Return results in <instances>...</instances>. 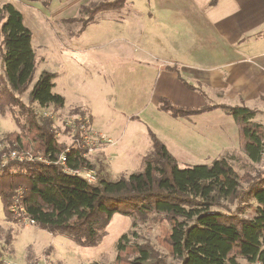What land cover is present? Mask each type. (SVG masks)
<instances>
[{"label":"trees","instance_id":"obj_1","mask_svg":"<svg viewBox=\"0 0 264 264\" xmlns=\"http://www.w3.org/2000/svg\"><path fill=\"white\" fill-rule=\"evenodd\" d=\"M25 1L41 2L45 8L53 2ZM218 1L212 0L211 6ZM125 2L85 5L79 13L91 12L93 21L99 12L122 8ZM74 19L77 18L67 21ZM0 34V112L9 110L21 129V133L0 137L7 144H18L20 150L28 148L27 141H31L52 162L12 161L0 170V199L8 221L18 223L26 218L53 235L66 236L81 247L91 248L100 243L116 214L132 218L134 224L155 216L169 225L164 244L178 264H241L240 258L264 264V173L245 187L244 179L226 157L210 165L181 168L152 134L153 152L145 157L143 171L114 181L103 178L97 183L72 174L71 171L94 170V166L77 146L68 147L65 165L56 163L67 146L58 141L53 120L40 117L33 105L56 111L64 107L65 98L53 92V72L42 71L33 84L37 66L33 34L25 25L23 13L11 2L0 7ZM31 85L27 106L20 97ZM158 101V109L173 117L187 118L221 109L239 127L248 160L253 164L263 161L264 125L253 121L256 110L245 104L189 108L166 98ZM228 204H237L238 208L232 211ZM15 206L22 209L20 215L12 211ZM247 209L250 213L246 215ZM129 235L132 234L119 239L117 258L111 264H171L150 244L131 243Z\"/></svg>","mask_w":264,"mask_h":264},{"label":"rangeland","instance_id":"obj_2","mask_svg":"<svg viewBox=\"0 0 264 264\" xmlns=\"http://www.w3.org/2000/svg\"><path fill=\"white\" fill-rule=\"evenodd\" d=\"M113 1L116 0H89L87 5ZM147 1L127 0L122 8L101 12L93 21H90L91 12L81 14L79 8L76 13L68 15L77 18L70 22L54 16L55 10L64 2L62 0L55 1L56 6L51 3L48 8L40 2L21 4L17 0H0V7L11 2L22 10L25 25L32 31L37 64L33 84L42 71L54 72L53 92L65 98L64 107L56 111L53 107L45 109L35 104L34 109L40 117L49 116L53 120L58 141L67 149L77 146L78 140L88 139L86 134L85 137L82 135L85 131L94 136L104 133L118 142L117 147L97 142L94 151L85 157L94 170L84 173L94 183L103 178L114 181L143 171L145 157L153 152V134L167 147L179 167L210 165L215 159L226 157L244 179L242 185L247 187V182L264 173V158L260 164L248 160L242 148L239 127L232 116L216 109L181 118L158 109L159 97L167 91L154 82L153 73L135 63L136 58L144 59L138 55L150 49L158 50L162 38L167 35L160 30L164 26V17L150 8ZM147 9L154 13L150 21L142 17ZM137 17L143 26L152 23L156 33L149 29L142 34L144 27L135 23ZM129 21L140 31V35L135 31V39L130 38ZM84 23L87 24L81 31ZM149 59L156 67L163 64L173 66L158 52ZM2 71L0 55V73ZM31 88L32 85L20 97L27 106ZM201 88L195 92L199 95H195L196 101L211 106L223 101L220 96L223 92L213 91L212 99H208L207 89L202 91ZM256 119L264 122V114ZM12 132L21 133V129L9 110L5 114L0 112V136ZM27 142L29 147L21 148L29 154L25 161L43 157L34 143ZM42 162L46 163L45 159ZM228 206L232 211L238 208L237 204ZM248 213L250 209L245 212ZM167 229L168 223L155 216L134 224L132 218L116 214L96 247H81L66 236L53 235L31 223L8 221L0 199V264H111L117 258L119 239L128 233L132 234L128 236L131 243H148L169 263L178 264L164 244ZM239 261L241 264H261L243 258Z\"/></svg>","mask_w":264,"mask_h":264},{"label":"crops","instance_id":"obj_3","mask_svg":"<svg viewBox=\"0 0 264 264\" xmlns=\"http://www.w3.org/2000/svg\"><path fill=\"white\" fill-rule=\"evenodd\" d=\"M55 1L57 0L52 2L54 6L57 5ZM62 1L64 2L55 10L54 16L68 20L73 18V15H68L76 13L89 0ZM18 2L23 4L26 1L17 0ZM211 2L212 0H148L150 8L156 9L164 17V26L160 30L167 35L162 38L158 50L147 47L150 52L138 55L144 59L136 58L135 63L153 73L154 82L167 91L159 98H167L175 105L203 107L205 104L202 101L195 100L197 88L202 87V91L207 89L208 99H212L210 96L213 91L223 92L220 95L223 96V101L215 105L245 104L258 112L256 117L263 115L264 0H219L213 6ZM153 16V11L148 9L147 13L142 14L149 21ZM134 20L135 23H141L139 17ZM140 25L141 28L144 27L142 34L149 29L156 33L152 23ZM128 27L131 39L137 38L135 31L140 35L131 21L128 22ZM155 52L160 53L165 62L168 61L173 66L153 65L149 58ZM256 117L254 121L264 125Z\"/></svg>","mask_w":264,"mask_h":264},{"label":"built area","instance_id":"obj_4","mask_svg":"<svg viewBox=\"0 0 264 264\" xmlns=\"http://www.w3.org/2000/svg\"><path fill=\"white\" fill-rule=\"evenodd\" d=\"M85 134H86V138H88V139H85V140L82 139V140L77 141L79 143L77 145V147H79L83 151V157H87V155L89 153L94 151L95 145H96L95 143H97V142L106 143L108 146H113V147H117V145H118L117 141L108 137L104 133H98L96 136H94L90 132H87V131H85V133L82 132V135H84L83 137H85ZM69 152H70V150L68 148L63 154H61L59 156V159L56 163H60L62 165H65V163L67 161L66 154ZM22 154H25L26 157H24V155H22ZM28 155L29 154L27 152H24L23 150L19 149L18 144H15V143H13L11 145L7 144V142L3 141L0 137V170L12 161L24 162L25 158H28ZM43 157H44V155H43ZM43 157L39 158L38 160L42 161L43 159H45V162L47 164L52 163L47 158H45V157L43 158ZM84 172H86V171H79V170L71 171L72 174H77V175L89 180L90 182L94 183L93 181H91V179ZM12 211L14 213H19V215H20L21 214L20 211H22V209L15 206ZM22 222H28V223H31L34 225V221H29L26 218H23Z\"/></svg>","mask_w":264,"mask_h":264}]
</instances>
